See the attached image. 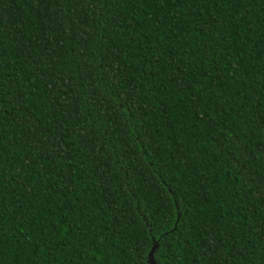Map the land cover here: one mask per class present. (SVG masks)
<instances>
[{
	"label": "trees",
	"instance_id": "1",
	"mask_svg": "<svg viewBox=\"0 0 264 264\" xmlns=\"http://www.w3.org/2000/svg\"><path fill=\"white\" fill-rule=\"evenodd\" d=\"M264 264V0H0V264Z\"/></svg>",
	"mask_w": 264,
	"mask_h": 264
},
{
	"label": "water",
	"instance_id": "2",
	"mask_svg": "<svg viewBox=\"0 0 264 264\" xmlns=\"http://www.w3.org/2000/svg\"><path fill=\"white\" fill-rule=\"evenodd\" d=\"M154 247H155V244L151 247L150 251L147 254V263L148 264H155L154 261H153V257H152V254H153V251H154Z\"/></svg>",
	"mask_w": 264,
	"mask_h": 264
}]
</instances>
